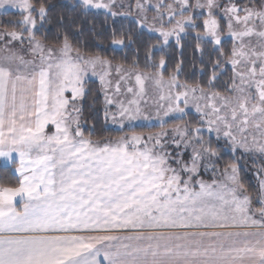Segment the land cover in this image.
<instances>
[{
    "label": "snow or ice",
    "instance_id": "6c2138e0",
    "mask_svg": "<svg viewBox=\"0 0 264 264\" xmlns=\"http://www.w3.org/2000/svg\"><path fill=\"white\" fill-rule=\"evenodd\" d=\"M80 3L113 18L130 15L113 11L116 0ZM135 7L156 11L152 22L147 15L134 21L137 30L159 36L146 55L154 71L139 70L135 59L126 68L85 53L66 32L48 43L36 34L47 18L43 4L37 9L31 0H0V10L21 14L9 22L11 29L0 31V48L11 53L0 59V158L16 165L18 179L15 186L0 183V264H100L101 254L106 264H264V177L255 196L235 164L217 179L212 160L219 152L202 135L207 126L233 151L264 156V5L137 0ZM221 20L233 41L224 62L232 66L230 95L213 90L226 55ZM189 29L195 31V51L203 54L208 44L218 51L207 86L181 82L182 60L167 79L164 56L152 60L172 39L182 50ZM126 41L133 43L132 36L113 28L111 45L125 47ZM14 43L31 58L14 50ZM113 69L119 77L114 88ZM89 74L99 78L105 120L121 128L125 121L153 119L144 99L152 80L159 90L151 106L160 130L93 139V125L85 136L78 102L87 96ZM133 76L135 87L125 88L132 99H114ZM113 105L116 111L109 113ZM190 105L200 117L197 124L166 126L172 113L183 120ZM49 125L55 128L51 134ZM202 167L213 171L211 181L197 178Z\"/></svg>",
    "mask_w": 264,
    "mask_h": 264
},
{
    "label": "trees",
    "instance_id": "16d2710c",
    "mask_svg": "<svg viewBox=\"0 0 264 264\" xmlns=\"http://www.w3.org/2000/svg\"><path fill=\"white\" fill-rule=\"evenodd\" d=\"M38 9L40 4H43L47 9V18L44 21L43 28L36 34L37 36H47V41L50 43L56 33L59 31L61 35L65 32L69 35L72 43L81 48L85 53L100 54L113 61V64L122 63L125 66H132L133 60L137 61L139 70L152 71L146 60L148 46L155 44L159 36L149 32L146 29L137 30L138 26L134 23V19L129 17H111L106 16L105 12L95 10H84L80 3L74 0H31ZM193 2V0H192ZM230 0H221V6L229 3ZM241 7L250 5L254 8H260L264 5V0H231ZM36 17L39 26V16L33 13ZM21 14L16 11H8L0 15V25L2 28L11 29L13 25L10 21L18 20ZM203 16L199 17L197 23L201 24L199 30L202 31ZM164 20H167L164 17ZM115 21V22H114ZM159 26V25H158ZM170 26V25H169ZM115 28L118 32L123 31L125 37L131 35L133 43L127 44L125 47H116L111 45V33ZM225 27L221 26V34L224 37L222 47L226 55L221 58L223 69H216L219 76L215 82L214 91H219L222 94L228 93V85L232 83V66L230 63H224L228 60L231 54L233 41L228 34L224 32ZM188 35L182 39L183 49L177 47L175 40L172 39L169 45L162 50H155L152 55V60L159 61L163 55L167 61V68L164 70V75H168L175 67L177 62L183 61V70L179 79L181 82L187 81L190 84L200 82L207 86L208 77L212 74V61L217 59L218 51H211L212 45L208 44L204 48L203 54L195 51L197 41L195 40V31L189 29ZM247 42V41H246ZM254 42V40H253ZM203 69V71H202ZM222 72V74H221ZM85 86L88 89L87 96L82 100L81 107L83 109L81 118L85 123L92 126L95 125L93 139L97 137H116L122 134V131L110 129L104 126L103 110H102V95L99 91V84L95 80H87ZM186 120L192 125L197 124L198 118L187 113ZM178 120V119H177ZM176 120V121H177ZM88 129V127H87ZM152 129V128H151ZM89 130V129H88ZM146 131L144 127H137L132 131ZM205 134V132H204ZM204 138L209 141L211 146L219 152L218 158H215V166L225 168L226 165L235 164L234 156L230 149L216 142L211 134H205ZM236 155V154H235ZM238 176L248 189L255 196V187L252 185L253 179L248 177L247 173L241 168L238 169ZM0 183L15 186L18 183L16 175L11 173L9 167H0Z\"/></svg>",
    "mask_w": 264,
    "mask_h": 264
},
{
    "label": "rangeland",
    "instance_id": "374dc122",
    "mask_svg": "<svg viewBox=\"0 0 264 264\" xmlns=\"http://www.w3.org/2000/svg\"><path fill=\"white\" fill-rule=\"evenodd\" d=\"M77 3H80V0H74ZM143 2V0H142ZM173 0H163L164 5L166 6L169 3H172ZM191 3H195V0H190ZM201 2L203 3L204 0H201ZM137 0H116V7L113 8V11L116 12H124V13H130V15L127 16H118V17H129L132 19H138V18H143V15H147L148 17V21L152 22V18L153 16L156 15V11L154 7H149L145 9L144 13H141L136 7ZM148 3L151 5H155L157 3V0H148ZM81 4V3H80ZM122 5V7H121ZM176 7H178V5H174ZM90 10H95V11H102L104 12L103 9L100 10H96V9H90ZM8 11H16L13 9H9ZM7 11V12H8ZM18 12V11H16ZM5 12L3 10H0V15L4 14ZM187 14V13H186ZM241 15H243V13H241ZM164 17H166L167 19V15H165ZM201 17V16H200ZM198 20H200L198 18ZM167 21V20H165ZM202 22V21H201ZM157 26L159 25V22L157 21ZM258 23V21H257ZM221 26L225 27L224 32L225 34H228V29H227V22L224 20H221ZM147 30V28H145ZM4 30V28H2V26L0 25V31ZM156 35H158L157 33H154ZM254 40V42H253ZM252 42L255 43V38H252ZM14 50H17L19 54L24 55L25 59H30V55L27 53V49H23L20 50V45L18 43H14L11 46ZM11 55L10 52H5L3 51L2 48H0V59H2L5 56ZM126 68L128 66H125ZM154 71V70H152ZM165 79H167L168 75H164ZM119 79V77L116 75L115 70L113 69L112 72V76H111V80L113 83V88L115 86V81ZM87 80H95L98 82L99 84V91L100 94L102 95V100H103V104H102V110H103V120H104V126L110 129H115L118 131H122L121 135H125V134H132L133 132L135 133H144L145 135H147L150 132H157L160 130V124L159 121L157 119H155V109L151 106L152 102L155 100V98L158 96L159 94V90L157 89L156 85L154 84V82L152 80H148L146 81L145 84V90H146V96L144 97L145 100L149 101L148 105H145L146 108H148V110L151 112V114L153 115V119L148 121V120H134V121H125V126L123 128H121V126L119 124H113L111 122V120H105V102H104V95L103 92L101 91V85H100V81L98 77H94L91 76V74H89ZM128 86H132L135 87V78L134 76L132 77V79L128 82L127 85L121 84V93L117 94L114 96V99L116 100H121L123 99L125 102L129 99H132L131 94H127L125 91V88ZM86 87V86H85ZM111 94V93H110ZM224 95H230L231 93H223ZM66 95H71L70 92L66 93ZM82 100L78 102V106H81ZM201 103L203 104L204 101H201ZM184 105L182 104L181 107H183ZM107 111L109 113L115 112L116 108L115 106H109L107 108ZM187 113H190L191 115L193 114L194 116H196L198 118V121L200 120L199 115L195 112V108L194 106H189L188 109H186ZM178 119V120H177ZM190 118L187 117V115H185L183 117V120L179 119V114L176 113H172L170 114V116L168 118H166L167 124L166 126L171 127L172 125L176 124V123H183L186 120H189ZM177 120V121H176ZM189 122V121H188ZM81 123L83 125V131L85 136L89 135V132L91 131V125L85 123V121H83V119L81 118ZM191 123V122H190ZM192 124V123H191ZM51 128L54 126L50 125ZM88 127V129H87ZM137 127H144L146 128V131H140V130H136V131H132ZM152 128V129H151ZM55 131V128L52 131H48L49 134H51L52 132ZM211 134L213 136V138L215 139L216 142H219L221 145H224L226 148L230 149L232 156H234L235 159V165L237 166V169H239V167L241 166V168L247 173L248 177H251L253 179L252 185H254L255 187V192H257L258 189V185H259V178L260 177H264V156L259 155L258 153H250V152H245L243 149L237 148L235 151H233V146L230 143V141H228L227 139L223 138V136L221 135V137L219 139H217V133L215 131L209 132L207 129V126H204V131L202 132V135L204 134ZM204 134V135H205ZM121 135H118L116 137H119ZM116 137H109L110 139H114ZM95 139V138H94ZM189 153H190V149H189ZM236 154V155H235ZM187 159V155L185 157ZM212 163L215 165V158H213ZM215 168L217 169L216 172V178L217 179H223V169L218 168V166L216 165ZM258 172H259V176H258ZM198 179H203L205 181H211L213 179V171L209 170V171H205L203 169V167L200 169V174L197 177ZM256 195V194H255Z\"/></svg>",
    "mask_w": 264,
    "mask_h": 264
},
{
    "label": "crops",
    "instance_id": "0c3cea01",
    "mask_svg": "<svg viewBox=\"0 0 264 264\" xmlns=\"http://www.w3.org/2000/svg\"><path fill=\"white\" fill-rule=\"evenodd\" d=\"M53 129L54 128L53 127L51 128V126L49 125L47 128V131H52ZM0 167H9L11 173L16 175V177H17V174L14 172V169L16 167L15 164L7 163L6 161H4L3 158H0ZM18 207H19V205H18ZM90 234H95V233H90ZM115 234H122V233H115ZM123 234H126V233H123ZM97 259L100 261V264H106V262L104 261L103 254H101L99 257H97Z\"/></svg>",
    "mask_w": 264,
    "mask_h": 264
}]
</instances>
